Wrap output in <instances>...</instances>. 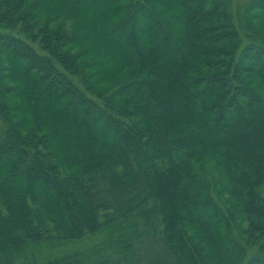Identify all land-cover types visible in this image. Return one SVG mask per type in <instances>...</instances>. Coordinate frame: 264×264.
I'll list each match as a JSON object with an SVG mask.
<instances>
[{
    "label": "trees",
    "instance_id": "trees-1",
    "mask_svg": "<svg viewBox=\"0 0 264 264\" xmlns=\"http://www.w3.org/2000/svg\"><path fill=\"white\" fill-rule=\"evenodd\" d=\"M173 1L171 19L151 0H115L120 52L92 71L77 17L0 0V264L16 247L118 222L138 188L176 264H264V94L247 79L264 88V41L242 34L224 0ZM259 14L264 0L246 9L254 29ZM119 59L120 84L103 85ZM233 223L246 224L248 260L224 247Z\"/></svg>",
    "mask_w": 264,
    "mask_h": 264
},
{
    "label": "rangeland",
    "instance_id": "rangeland-1",
    "mask_svg": "<svg viewBox=\"0 0 264 264\" xmlns=\"http://www.w3.org/2000/svg\"><path fill=\"white\" fill-rule=\"evenodd\" d=\"M76 1L78 0H46L41 7L42 13L48 17L51 16L52 12L77 17L76 22L80 24L79 38L81 39L78 45L82 50L86 49L85 59L92 60L90 61L92 71L103 69L106 67L108 57L113 56L112 53L116 51V53L120 52L117 42L110 43L109 37L113 34L112 28L116 24L117 15H124L125 13L118 14L115 9V0H86L84 3L80 2L75 5L73 2ZM151 1L159 17L172 16V19L178 15L177 1L169 0V7L156 2V0ZM224 1L242 34L263 43L264 21L260 20L254 29L250 24L248 25L246 19V9L254 0ZM72 11H74L73 14ZM259 15L256 17L257 21L259 17L263 18L264 16ZM140 36L145 43H150L151 36H144L143 34ZM244 39L246 42L247 38ZM25 63L24 60L18 61L17 73L22 71ZM123 65V60H117L114 66L104 72L105 76H99L96 79H99V82L104 81L103 85L111 87L114 83L118 84L119 80L123 79L118 74ZM135 70L136 68L132 69L131 73L137 75ZM247 79L255 83L256 86L258 85L260 92L264 94V88L259 86L261 85L260 79L253 76L252 73L247 74ZM130 95L132 94L127 95V97ZM127 97H123L120 101ZM47 107L52 109V105H47ZM32 114L34 115V113ZM46 122L54 123L49 118ZM0 126H3L1 119ZM66 153L64 156H67ZM102 177L101 174L91 176L94 186L104 190L106 183L103 182ZM225 178H229L226 169L224 170ZM219 179L221 178L219 177ZM135 185H138L137 180ZM138 189H133L129 194L130 205L135 209L120 218L118 222L105 226L99 232L88 235L79 241L29 243L16 247L5 255L4 264H176L165 242L164 225L160 214H156L155 201L145 199V194L139 193ZM217 192L214 188L213 193L216 195ZM215 198L218 201V195ZM245 227L246 224L238 227L233 223L228 241L224 240V247L231 257L235 256L236 247L245 251V257L241 259L242 261L248 260L252 254L243 234ZM230 240L233 241L230 243Z\"/></svg>",
    "mask_w": 264,
    "mask_h": 264
}]
</instances>
